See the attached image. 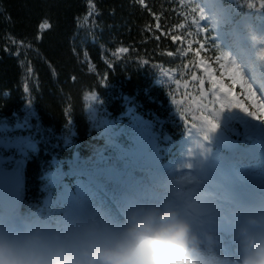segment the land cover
I'll use <instances>...</instances> for the list:
<instances>
[{"label":"trees","instance_id":"obj_1","mask_svg":"<svg viewBox=\"0 0 264 264\" xmlns=\"http://www.w3.org/2000/svg\"><path fill=\"white\" fill-rule=\"evenodd\" d=\"M93 2L94 9L88 6V0H0V88H10L8 94L0 95V133L11 137L29 133L38 143L37 151L30 154L25 165L23 206L26 211L27 208L40 211L45 183L43 174L52 168L53 158L67 168L75 157L94 159L97 149L104 145L90 120L89 109L82 108L79 96L82 84L94 83L103 73H108L107 84L93 89L103 100L102 104L94 106L119 125L120 134L116 139L123 147L134 144L132 137H136L138 144L139 135L151 134L152 139L153 126L159 127L153 116L162 120L170 112L186 107L193 93L199 95L198 81L189 77L192 71L202 75L201 71L194 67L183 68L184 61L193 60V55L169 57L165 54V50L176 51L179 47L170 36L182 34L187 40V29L179 32L173 29L168 36L161 35L147 11L135 0ZM225 2L240 9L242 14L252 11L241 7L242 0ZM147 3L155 11L167 10L162 20L165 29L182 18L172 11L174 6L177 11H183L178 0H147ZM88 12L101 15L90 18ZM49 24L50 28L41 27ZM146 24L153 25L152 33L145 30ZM38 35L42 36L41 40L36 39ZM154 35H160V39L156 40ZM21 40L23 45L19 43ZM213 43L219 47V42L213 40ZM118 46L131 49L129 54H120L127 67L121 63L110 70L106 65L119 59L115 54ZM17 49L19 56L14 54ZM209 53L215 54V51L209 49L202 54L209 55L206 58L213 63L214 57ZM144 59L150 60L149 66L143 65ZM156 62H162L165 70L175 67L180 74L168 79L151 66ZM29 67L33 71L28 72ZM158 79L161 83H157ZM176 80L180 81L179 85L174 83ZM25 82L29 85L30 104L28 93L22 89ZM208 87L205 83V88ZM234 91L238 94L236 88ZM62 92H70L74 98L70 128L61 111ZM170 94L177 101L174 107ZM182 98L184 103H180ZM115 105H120L121 110L115 112ZM150 109L154 110L151 116ZM135 116L145 123L138 122ZM23 119L30 125L29 130L16 128V121ZM172 120L173 124H180L178 117L173 116ZM164 127L169 126L165 124ZM204 159L202 166L207 170L209 166ZM212 164L216 165L214 161L209 163ZM77 177L72 174L66 178L64 201L81 192L82 187L76 186ZM67 214L78 233L80 228L73 221L74 211Z\"/></svg>","mask_w":264,"mask_h":264},{"label":"rangeland","instance_id":"obj_2","mask_svg":"<svg viewBox=\"0 0 264 264\" xmlns=\"http://www.w3.org/2000/svg\"><path fill=\"white\" fill-rule=\"evenodd\" d=\"M227 1L232 2V0ZM197 2L206 14L205 23L209 26V33L215 34L214 39L216 41L220 39L219 42L226 43V46H235L232 51L221 50L239 68V71L233 69L234 77L244 83L264 89V11H255L239 16L237 15L239 12L234 8L230 9L225 6L220 0H197ZM234 19H241V22L248 25L251 32L249 41L247 37L241 34L236 25L232 27L231 23ZM206 47L211 49V44L206 45ZM202 53L201 55H203ZM210 55L215 56L213 53ZM203 56L207 59L206 57L209 55ZM211 64L215 69V74L221 76L219 64L216 63L215 59ZM200 71L203 75L202 70ZM224 82L231 84L226 74L224 75ZM233 87L238 90L237 95L245 99L239 85ZM193 96L199 95L193 93ZM94 104L89 109L92 122L91 112L93 108L95 109ZM232 116L234 117L233 126L242 129L243 125L240 122L243 121L251 128L256 129L258 134H264V125H258L245 114L234 111ZM110 121L112 129L118 134L120 132L119 126L114 121ZM18 125L24 129L29 128L25 121H20ZM224 132L228 133L227 130ZM166 139L172 138L167 137ZM148 141H152L151 134L139 135L137 145L143 149L146 155L151 154L153 147L152 143ZM185 143L186 145L189 144ZM191 144H193L196 152V155L191 158L193 165L191 169L180 167L184 163V158L178 157L172 163L167 162L166 166L160 168L155 175L144 183L134 187L120 186L116 193L119 201L117 210L114 211L113 209L112 199L100 192L91 199L75 206L73 221L76 222L80 230L89 221L115 226L123 219L124 210L130 203L169 201L180 210L181 214L191 224L194 243L197 247L190 250L188 254L194 260V264H239L238 240L231 241L232 237L237 235L239 226L244 223L245 216L249 212L263 211L264 167L257 163L259 153L257 152V156L252 159L240 160L239 158L242 157L239 153L225 158L224 155H218L217 152H214L212 154L220 157L223 165L221 164L222 167L211 165V168L206 167V170L202 166L203 157L195 148L194 143ZM36 149L37 141L28 134L11 137L0 133V158L4 168H10L20 156L29 157V154L35 152ZM217 159L219 160V158ZM225 160H230V164H226ZM205 163L209 166L207 161ZM86 164L88 163L79 165L80 174L91 173L93 179L82 187L81 192L96 191L98 190V183L104 184L106 181L103 175L94 172L93 162H90L89 165ZM66 175L67 172H64L60 167L53 168L45 175L48 182L44 187V216L39 218L35 212H32L30 220H19L16 223L17 229L11 231L6 228V230L18 234L35 224H40L46 229L59 231L67 236L76 234L77 232L71 226L70 216L64 211L55 210L64 202L63 193L66 186L63 183V178ZM82 176L85 180L88 179L86 175ZM206 178L210 184H214L212 187L206 184ZM108 187L110 188L111 185ZM245 192L248 194H242ZM198 194H212L214 196V210L211 213L200 215L198 213L202 210L197 208L196 212L198 213L190 210L189 205L192 201H195L196 205L202 203L197 199ZM18 214L21 216L20 212ZM13 218L7 217L4 211L0 210V219H7L13 223ZM236 219L237 221L234 222ZM2 226L3 224H1Z\"/></svg>","mask_w":264,"mask_h":264},{"label":"snow or ice","instance_id":"obj_3","mask_svg":"<svg viewBox=\"0 0 264 264\" xmlns=\"http://www.w3.org/2000/svg\"><path fill=\"white\" fill-rule=\"evenodd\" d=\"M135 2L147 11L154 21L155 30L161 35L168 36L173 29L178 32L187 29V40L185 35L182 34L170 36L171 41L179 44V47L176 51L165 50V54L169 57L186 56L189 53L193 55V60L184 61L183 68L194 67L202 70L203 75H197L196 71H192L189 77L190 80L198 81L199 96H191L186 107L174 113L170 112L162 120L156 119L153 116L155 123L159 127L153 126V147L150 155H146L143 149L135 143L136 137L131 138L134 141L133 145L123 147L119 144L116 139L117 133L112 129L111 121L108 119L107 114L98 113L93 108L91 112L93 126L98 129L100 137L104 140V145L97 149L95 153L93 170L96 174L103 175L106 183H98V190L96 191H78L70 199L62 202L55 210L71 213L76 205L81 204L87 199H91L100 192H103L106 197L112 199L113 209L114 211L117 210L119 201L116 193L119 187L138 186L155 175L160 168L164 167L161 163V153L164 154L169 163H172V160L178 157L184 158V163L180 167L191 169L193 167L191 158L196 155V152L194 151L193 144L189 143L186 145L185 142L194 137H198L195 147L199 149L202 157H207L213 151L212 141L217 134H220L223 140L221 147L224 149V152L221 153V148L218 147L216 149L218 155H224L225 158H228L239 153L242 158L252 159L257 156L258 152L257 163L259 166L264 167V134H258L256 129L251 128L243 121L240 122L243 125L242 129L232 124L234 119L232 113L238 111L245 114L252 121L257 122L258 125H264V89L256 85L244 83L234 77L233 69L239 71V68L227 54L219 50L217 45L213 43L214 35H208L209 26L205 23L206 14L197 0H178L179 8L183 9V11H177L175 6L172 8V11L182 18L168 29L162 27V20L165 18L167 10L155 11L149 7L147 0H135ZM88 6L93 9L96 7L93 0H88ZM241 7L258 12L264 11V0H242ZM87 15L90 18H96L101 13L88 12ZM41 27L50 28L51 25H42ZM145 30L152 33L153 25L146 24ZM154 38L159 40L160 35H154ZM36 39L41 40L42 36L38 35ZM19 43L23 45L24 42L21 40ZM208 44H211V49L215 51L214 59L219 64L221 76L215 74L211 61L201 55L202 52L209 50L206 47ZM194 45L197 46L194 47ZM28 47H31V44ZM5 50L7 51L8 49L6 48ZM130 52V47H116L115 54L119 59L112 64H107L106 67L112 70L121 63L127 67V62L124 61V58L120 54H129ZM14 54L19 56V49ZM142 63L144 66H149L150 60L144 59ZM151 66L154 69L158 68L168 79H172L174 75L180 74L179 70L175 67L165 70L162 62L153 63ZM31 71L33 69L29 67L28 72ZM225 74L231 81L230 85L224 82ZM107 82L108 73L105 72L94 83H84L81 85L79 96L82 108L85 111L92 108L93 103H103L98 91H93V89H98L100 85H105ZM206 82L209 84L208 88H205ZM157 83H161V81L158 79ZM174 83L179 85L180 81L176 80ZM184 83L187 86L188 82L185 81ZM235 85H239L245 99H242L241 96L235 93L233 87ZM22 89L25 93H28V103L30 104L32 99L30 98L27 82L23 84ZM9 92V87L0 88V95H6ZM170 98L174 107L177 101L174 97H171V94ZM73 99L70 92H62L61 111L65 114L66 124L69 128L72 124V114L75 108L72 102ZM180 103H184L183 98ZM113 110L115 112L120 111V105H115ZM153 112L154 110L150 109L149 115L151 116ZM173 116L178 117L180 121L179 125L173 124ZM165 124L169 127L165 128ZM224 130L231 132V136L224 135ZM168 136H171L172 139H166ZM161 141H163L164 147H160ZM53 151H56V149L54 148ZM37 167H39V163H37ZM82 175H86L88 179L85 180L81 175H78L76 178L78 189L87 185L93 179L91 173L86 172ZM108 185H111V187L109 188ZM242 194L247 195L248 193Z\"/></svg>","mask_w":264,"mask_h":264},{"label":"clouds","instance_id":"obj_4","mask_svg":"<svg viewBox=\"0 0 264 264\" xmlns=\"http://www.w3.org/2000/svg\"><path fill=\"white\" fill-rule=\"evenodd\" d=\"M239 264H264V211L237 230ZM189 220L169 201L133 202L115 226L85 223L71 236L35 224L21 233L0 227V264H194Z\"/></svg>","mask_w":264,"mask_h":264},{"label":"water","instance_id":"obj_5","mask_svg":"<svg viewBox=\"0 0 264 264\" xmlns=\"http://www.w3.org/2000/svg\"><path fill=\"white\" fill-rule=\"evenodd\" d=\"M217 138L223 142L220 134L217 135ZM24 163L23 158H18L10 169L0 166V208L8 215L16 214L20 209L25 186ZM199 198L209 200L206 212L213 209L211 195H201ZM192 207L194 208L195 204H192Z\"/></svg>","mask_w":264,"mask_h":264}]
</instances>
